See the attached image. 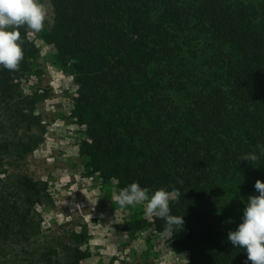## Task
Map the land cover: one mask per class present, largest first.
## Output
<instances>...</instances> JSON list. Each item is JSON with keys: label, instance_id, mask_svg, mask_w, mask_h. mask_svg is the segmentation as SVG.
Wrapping results in <instances>:
<instances>
[{"label": "trees", "instance_id": "trees-1", "mask_svg": "<svg viewBox=\"0 0 264 264\" xmlns=\"http://www.w3.org/2000/svg\"><path fill=\"white\" fill-rule=\"evenodd\" d=\"M126 1L153 18L143 38L145 59L126 67L146 82L142 97L150 108L135 111L118 102L117 80L110 74L89 78L79 102L93 106L108 124L97 142L107 151L127 145L133 156L124 166L130 183L179 191L170 209L183 217L191 264H245L246 251L228 233L242 223L247 201L220 194L214 184L230 176L248 179L264 167V35L250 26L247 12L252 4L264 16V0ZM48 2L54 23L64 30L63 42L52 41L65 56H91L100 44H113L119 53L127 48V32L109 20L108 0ZM20 32L19 71L0 66V148L5 111L15 110L13 129L23 115L11 104L33 47L27 29ZM249 153L259 157L254 164L241 160ZM26 198L3 186L0 177V264H68L52 258L54 251L33 260L21 254L40 231Z\"/></svg>", "mask_w": 264, "mask_h": 264}, {"label": "rangeland", "instance_id": "rangeland-1", "mask_svg": "<svg viewBox=\"0 0 264 264\" xmlns=\"http://www.w3.org/2000/svg\"><path fill=\"white\" fill-rule=\"evenodd\" d=\"M41 2L47 19L40 33L27 30L33 53L11 104L23 115L15 129L10 125L15 110L2 116V185L29 198L40 226L21 254L33 260L41 252L54 251L52 258L68 264H191L189 237L180 228L169 239L162 235L164 220L146 217L145 205L121 208L113 201L131 184L124 166L133 156L127 145L117 151L101 149L97 139L107 130V121L96 117L93 106L79 102L89 78L110 74L117 80L118 102L135 111L150 108L142 97L146 82L126 67L132 69L145 59L143 38L154 27L153 18L129 1L108 0L109 20L128 34L125 51L100 44L91 56H65L52 41L63 42L64 30L54 23L48 0ZM247 7L253 17L250 26L264 35V16L257 15L252 4ZM257 180L264 182V167L248 179H217L214 187L229 198L248 201L259 195ZM136 183L148 188L149 195L155 192Z\"/></svg>", "mask_w": 264, "mask_h": 264}, {"label": "clouds", "instance_id": "clouds-1", "mask_svg": "<svg viewBox=\"0 0 264 264\" xmlns=\"http://www.w3.org/2000/svg\"><path fill=\"white\" fill-rule=\"evenodd\" d=\"M46 19L47 9L41 0H0V66L9 71H19L24 59L20 29L40 33ZM261 152L264 153V146ZM258 158L255 153H249L241 160L254 164ZM254 187L259 195L248 198L242 223L237 230L228 233V240L246 251L247 261L251 264H264V182L257 180ZM179 195V191L163 189L149 195L148 188L133 182L114 195L113 201L121 208L145 205V216L163 219L166 223L162 235L171 239L175 230L184 224L183 217L172 215L170 209V201L178 200Z\"/></svg>", "mask_w": 264, "mask_h": 264}]
</instances>
